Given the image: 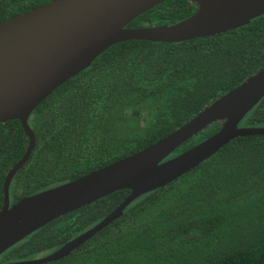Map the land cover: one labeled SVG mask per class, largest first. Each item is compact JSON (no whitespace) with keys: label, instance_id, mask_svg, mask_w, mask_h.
<instances>
[{"label":"trees","instance_id":"16d2710c","mask_svg":"<svg viewBox=\"0 0 264 264\" xmlns=\"http://www.w3.org/2000/svg\"><path fill=\"white\" fill-rule=\"evenodd\" d=\"M51 1L0 0V23ZM196 10L189 0H169L128 28L171 26ZM263 68L264 16L227 34L181 44L129 41L111 47L31 115L35 147L12 181L13 202L137 154ZM241 126L264 127V99ZM220 129L214 124L170 158ZM29 146L19 121L0 124V210L7 176ZM129 195L120 191L60 217L8 250L0 264L54 253ZM49 264H264V136L232 141L171 185L137 199L69 257Z\"/></svg>","mask_w":264,"mask_h":264},{"label":"water","instance_id":"95a60500","mask_svg":"<svg viewBox=\"0 0 264 264\" xmlns=\"http://www.w3.org/2000/svg\"><path fill=\"white\" fill-rule=\"evenodd\" d=\"M167 1L53 0L0 23V124L19 121L30 139L27 153L9 172L5 183L0 257L60 217L117 192L130 191L127 199L99 224L54 253L8 264L61 261L119 220L140 197L171 185L238 138L264 136V127L241 126L264 99L263 68L181 128L137 154L11 204L12 181L35 147L31 115L55 90L88 69L104 52L129 41L181 44L220 36L264 16V0H189L197 10L180 23L128 28L138 17ZM216 123L221 124L216 134L170 158Z\"/></svg>","mask_w":264,"mask_h":264},{"label":"rangeland","instance_id":"374dc122","mask_svg":"<svg viewBox=\"0 0 264 264\" xmlns=\"http://www.w3.org/2000/svg\"><path fill=\"white\" fill-rule=\"evenodd\" d=\"M11 200H12V197H11ZM12 203H13V200H12ZM49 254V252H47V253H43V254H41V255H38V256H36L37 258H41V257H44V256H46V255H48Z\"/></svg>","mask_w":264,"mask_h":264},{"label":"flooded vegetation","instance_id":"af4514ba","mask_svg":"<svg viewBox=\"0 0 264 264\" xmlns=\"http://www.w3.org/2000/svg\"><path fill=\"white\" fill-rule=\"evenodd\" d=\"M16 203H17V202H16ZM11 204H12V205H14V204H15V202H13V203H12V200H11Z\"/></svg>","mask_w":264,"mask_h":264}]
</instances>
